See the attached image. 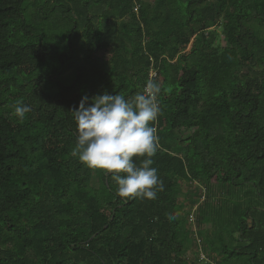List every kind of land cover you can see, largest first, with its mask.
<instances>
[{"label":"trees","instance_id":"trees-1","mask_svg":"<svg viewBox=\"0 0 264 264\" xmlns=\"http://www.w3.org/2000/svg\"><path fill=\"white\" fill-rule=\"evenodd\" d=\"M148 79L163 191L122 198L71 111ZM179 179L213 222L196 256L264 264V0H0V264H186Z\"/></svg>","mask_w":264,"mask_h":264},{"label":"clouds","instance_id":"clouds-1","mask_svg":"<svg viewBox=\"0 0 264 264\" xmlns=\"http://www.w3.org/2000/svg\"><path fill=\"white\" fill-rule=\"evenodd\" d=\"M160 93L161 85L148 79L143 91L130 98L107 92L91 98L85 95L71 111L77 133L72 156L90 169L110 174L118 197L154 200L163 191L157 169L151 167L159 146L153 122L161 111ZM30 111L23 100L13 105L21 123ZM140 157L144 159L138 166L134 158Z\"/></svg>","mask_w":264,"mask_h":264},{"label":"rangeland","instance_id":"rangeland-1","mask_svg":"<svg viewBox=\"0 0 264 264\" xmlns=\"http://www.w3.org/2000/svg\"><path fill=\"white\" fill-rule=\"evenodd\" d=\"M136 11V9H135ZM192 44H190L186 49L190 51ZM259 72V70H258ZM150 74H155L150 72ZM200 185V186H199ZM177 188L180 190L178 199L179 203L182 205L181 216L185 219V223L183 224V232L184 235L188 236L187 243L185 244V255L183 256L186 264H218L220 259L216 256H208L206 253L204 256L203 252H199V255L196 256V253L200 251V242L203 241L200 237V231L207 232L210 238L213 237V222H206V220H201L199 225H196V217L200 219V207L203 203V195H204V186L199 182H188L184 179H179L177 183ZM200 188V189H199ZM264 205V204H263ZM199 207V208H198ZM197 212V213H196ZM193 216L195 220L194 224L190 222V217ZM198 229V236L195 237ZM193 236H189L191 233ZM213 239V238H212ZM203 245V242H202ZM202 255L204 257H202ZM202 257V258H201ZM205 260H202L204 259ZM214 258V260H213Z\"/></svg>","mask_w":264,"mask_h":264},{"label":"built area","instance_id":"built-area-1","mask_svg":"<svg viewBox=\"0 0 264 264\" xmlns=\"http://www.w3.org/2000/svg\"><path fill=\"white\" fill-rule=\"evenodd\" d=\"M151 72H152V71H151ZM154 76H155V74H150V77H151V78H153ZM190 222H191L192 224H194L193 216L190 217ZM202 257H204V256L202 255ZM202 257H201V258H202ZM202 260H205V258L202 259Z\"/></svg>","mask_w":264,"mask_h":264},{"label":"bare ground","instance_id":"bare-ground-1","mask_svg":"<svg viewBox=\"0 0 264 264\" xmlns=\"http://www.w3.org/2000/svg\"><path fill=\"white\" fill-rule=\"evenodd\" d=\"M103 63H104V61H103ZM104 65V64H103ZM106 68V67H105ZM24 176V175H23ZM27 176H25V178H26ZM34 177V176H33ZM29 178H31V177H29ZM27 180H28V177H27Z\"/></svg>","mask_w":264,"mask_h":264}]
</instances>
